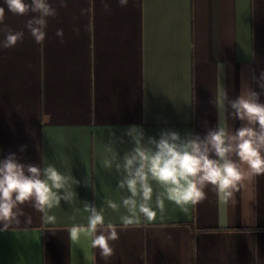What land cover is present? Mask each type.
<instances>
[{
  "label": "crops",
  "instance_id": "1",
  "mask_svg": "<svg viewBox=\"0 0 264 264\" xmlns=\"http://www.w3.org/2000/svg\"><path fill=\"white\" fill-rule=\"evenodd\" d=\"M108 2L106 13L101 0H69L36 44L24 27L29 17L0 0L5 24L25 31L22 42L0 50V160L14 153L25 165L52 164L76 194L46 210L55 223L21 206V224L0 231V264H264V175L243 181L231 197L208 185L187 212L165 198L162 218L155 201L163 188L152 182L156 218L138 213L122 229L129 193L118 188L122 173L103 166L109 143L121 158L134 148L133 127L147 145L166 131L203 138L242 126L230 102L251 88L264 103V0ZM82 8L90 11L81 16ZM85 203L104 207L105 224L117 227L107 262L91 247Z\"/></svg>",
  "mask_w": 264,
  "mask_h": 264
},
{
  "label": "clouds",
  "instance_id": "2",
  "mask_svg": "<svg viewBox=\"0 0 264 264\" xmlns=\"http://www.w3.org/2000/svg\"><path fill=\"white\" fill-rule=\"evenodd\" d=\"M129 2L118 0L121 7H127ZM4 3L8 12L29 17L25 21V29L36 44H43L48 19L57 16L58 8H67L69 0H4ZM101 4L106 13L110 12L108 0H101ZM89 11L82 8L80 15ZM73 31L79 34L78 27H74ZM0 34L4 37L0 39V50L15 47L25 35L24 30L15 31L5 24L4 7H0ZM56 36L61 43L64 42L63 29H58ZM260 79L264 81V72ZM261 87L264 88V84ZM259 98L258 92L244 88L240 96L230 102L231 115L242 122L235 132L218 127L201 138L198 135L181 137L178 132L166 131L159 140L149 138L146 145L143 133L133 127L127 135L135 146L122 158L109 143L106 150L110 156L104 159L103 166L115 167L117 172L122 173L118 188L129 193L122 199L127 214L120 217L121 228L127 229L137 223L138 213L149 222L156 218L157 212L151 203L152 182L163 188L155 201L162 218L165 198L187 212L189 205H196L205 199L204 189L208 185L225 197H231L243 181L264 175V103ZM70 179L52 164L44 168L22 164L14 153L0 160V231H8L21 224L20 217L25 216L21 206L26 203L31 204L36 212L44 214L45 222L55 223V217L47 215L46 210L60 205L61 200L68 203L75 200ZM106 205L112 210L120 207L110 200L106 201ZM83 211L89 214L87 229L91 247L99 249L101 258L107 262L114 254L110 242L119 239L117 227L112 223L105 224L104 207L98 209L85 203ZM24 223L30 225L32 216L27 215ZM69 232L71 239L79 238L77 228Z\"/></svg>",
  "mask_w": 264,
  "mask_h": 264
}]
</instances>
